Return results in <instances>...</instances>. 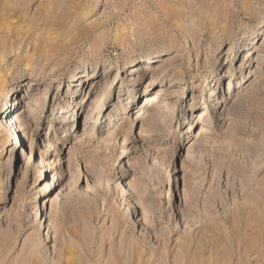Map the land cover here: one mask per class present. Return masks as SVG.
<instances>
[{
	"label": "rangeland",
	"instance_id": "374dc122",
	"mask_svg": "<svg viewBox=\"0 0 264 264\" xmlns=\"http://www.w3.org/2000/svg\"><path fill=\"white\" fill-rule=\"evenodd\" d=\"M0 71V264H264V0H0Z\"/></svg>",
	"mask_w": 264,
	"mask_h": 264
},
{
	"label": "bare ground",
	"instance_id": "6f19581e",
	"mask_svg": "<svg viewBox=\"0 0 264 264\" xmlns=\"http://www.w3.org/2000/svg\"><path fill=\"white\" fill-rule=\"evenodd\" d=\"M251 35H254V32H252L251 33ZM22 42V41H21ZM253 49V48H252ZM251 49V50H252ZM5 50V49H4ZM3 50V51H4ZM250 51H248L247 53H249ZM16 55H17V58L19 57V54L16 52ZM250 55L248 54L245 58L247 59L248 57H249ZM157 60L155 59V60H149L148 62H156ZM131 64H132V62L129 64V67H131ZM151 67L152 66H146V67H143V68H141V71L142 72H150V70H151ZM33 68L30 66V67H28V65H25V67H24V70L25 71H29V70H32ZM239 70H240V72H243L244 71V68H239ZM249 73H251V74H253L252 72H249ZM5 77H6V72H4V71H0V95H2L3 93H5V94H7L8 95V93L12 90V87L11 88H7V86H5ZM83 77H85L84 75H82V74H73L71 77H70V79H69V81L71 82L70 84H69V86L68 87H70V86H72V87H74L75 86V84H77V83H79L80 82V79L81 78H83ZM95 78H97V75L95 74V73H91L90 75H87V80L88 81H92L93 79H95ZM92 85V84H91ZM231 84L229 85V87L226 89V92L228 93V92H230L231 91ZM215 89H217V86H215ZM17 90H19L18 89V87H17V89H16V91ZM215 91V90H214ZM7 97V96H6ZM150 98V107H148V108H150L151 109V107H152V109L154 110H152L151 112H150V114L148 113V111L145 109V110H142V108H140L139 109V111H138V116L137 117H144V115L146 114V116L147 115H150L151 116V118H153L154 116H158V115H160V114H163V112L162 111H164V113H167V112H169L168 111V109H169V103H166L165 102V99L164 100H162V98H161V96L159 97V96H151V97H149ZM86 103H87V101L85 102V96L83 97V98H81L80 99V101L78 102V104L76 105L77 107H79L78 108V110H80L81 109V107H83V111H85V105H86ZM7 105V103L4 105V109H1L0 111L1 112H3V114L4 113H7V115H9V114H11V105L10 106H6ZM14 105H19V103H17V102H13V107H15ZM135 104H134V102H132V104H131V106L133 107ZM158 108V109H157ZM13 109V108H12ZM126 109L127 108H125V107H123L120 111H122V112H125L126 111ZM159 109L161 110V109H164V110H162V111H159ZM213 109H215V108H213ZM128 110V109H127ZM54 111V110H53ZM72 110H67V108L66 109H64L63 111H62V113H63V115H64V118H63V116H60V117H58V118H55V117H53L54 119H51L50 120V122L51 123H63L64 121H65V119H69V118H71L72 117V119L70 120V121H73V118H75V111H73L72 112V116H70V117H68L67 118V113H69V112H71ZM22 111H16L15 113H14V115H15V117L13 118V117H8L7 118V115L6 116H4V118H7V120H8V122H7V124L6 125H4L3 123L1 124V127H0V137H2L3 135H5V132H10V133H14V136H15V138L14 139H16V141L14 142V144H19L20 143V136H19V130L17 129L18 127H20L21 126V128H22V125L24 126L25 124L27 125L26 126V128H24L23 130H27V129H30V124H32L31 123V120L30 119H27L26 121L25 120H23V115H22ZM76 115H77V113H76ZM207 116V113L205 114V115H202V114H199V116H198V121H204V122H206L207 120L205 119V117ZM169 117V116H168ZM21 118V119H20ZM149 118V117H148ZM61 119V120H60ZM90 118H89V116H88V114H86L85 115V125H87V123L90 121L89 120ZM157 119L156 118H153V123L154 124H156L158 121H156ZM156 122V123H155ZM1 123V122H0ZM68 123H71V122H68ZM160 123H161V121H160ZM159 124V123H158ZM20 125V126H19ZM4 126V127H3ZM25 127V126H24ZM60 128H62V127H60ZM201 130H203V127H201ZM32 131H34V129H32ZM63 131H69V128H67L66 129V127L64 128V130ZM202 132V131H201ZM52 186H54V178H53V180H51V182H50V184H48V185H46V186H44L45 187V190L47 191L48 189H50Z\"/></svg>",
	"mask_w": 264,
	"mask_h": 264
}]
</instances>
